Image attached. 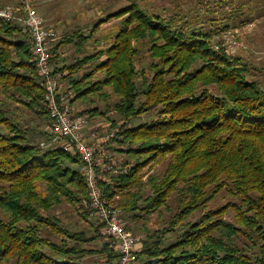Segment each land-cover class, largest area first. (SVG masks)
I'll list each match as a JSON object with an SVG mask.
<instances>
[{
    "label": "trees",
    "instance_id": "obj_1",
    "mask_svg": "<svg viewBox=\"0 0 264 264\" xmlns=\"http://www.w3.org/2000/svg\"><path fill=\"white\" fill-rule=\"evenodd\" d=\"M1 1L0 8L11 3ZM117 16L121 29L101 36L106 47L55 69L66 72L72 106L93 103L80 111L91 123L112 111L123 121L108 118L117 130L107 148L123 157L111 156L126 172L109 175L102 188L127 229L138 235L140 221L170 212L175 201L167 228L145 229L138 264H264V69L258 74L244 57L215 49L224 31L247 23L193 25L174 21L178 15L150 16L136 3L108 18ZM106 22L91 35L59 38L52 60L65 45L94 49L93 35ZM104 54L106 61L74 78ZM33 58L22 25L0 19V264H117L118 252L101 236L105 224L82 205L88 190L80 158L39 146L53 137ZM149 113L150 121L134 124ZM162 163L165 170L153 172ZM223 190L238 202L208 209ZM64 200L81 227L54 214ZM229 210L235 223L225 219Z\"/></svg>",
    "mask_w": 264,
    "mask_h": 264
},
{
    "label": "rangeland",
    "instance_id": "obj_2",
    "mask_svg": "<svg viewBox=\"0 0 264 264\" xmlns=\"http://www.w3.org/2000/svg\"><path fill=\"white\" fill-rule=\"evenodd\" d=\"M1 2L2 1L0 0V3ZM55 2L58 4L55 6L56 10L54 12V20L57 19V21H66L58 24H60L63 29H65L64 31H66V29L69 31L64 34V37L68 36L74 37L76 39L80 33H83L87 36L91 35L90 31L93 29V26L96 23L99 21H108L100 26L98 33L93 35V40L96 39V46H94V49L89 46V50H85V52L84 50L81 52H76L75 48L71 45H65L60 48L62 57L61 62L65 65H71L77 59L94 53L95 49L101 50L106 47V44L101 42V36L103 37V35L106 36L112 35L113 33L115 34L116 31L121 29V21H123V19L119 16L112 18L108 17L115 15L118 13V11L132 3H136L144 12L150 14V16L174 18L178 15L179 18L176 17L174 21H187L193 25L198 21H231L230 24L232 27H234L238 26L240 22H246L247 24L244 26V28L238 27L236 29L234 28L233 30H226L235 34V41L239 46L237 51L233 53L232 56L244 57V59L247 60V62L250 63L254 69L259 71L257 72L258 74L264 69V0H56ZM55 2L53 3L54 5ZM52 10V8H49L45 11H47V14L49 15ZM48 19H50V17H47V20ZM212 23L215 24L218 22ZM219 39L220 42H222L221 36ZM106 59L107 55L104 54L99 59L94 60L92 64L85 65L78 73L74 75V78L80 77L83 73L91 72L95 67V64L98 62H104ZM103 77V72L97 73L94 80L102 79ZM258 78L264 79L262 74H259ZM64 83L68 86L67 81H64ZM96 106H98L103 111L105 110V105L102 103V101H96L95 107ZM91 107H93V103H83L82 101L76 102V104L73 106L77 112ZM153 114L154 113H149L144 115L142 118L135 120L134 124H142L143 122L150 121ZM110 117L118 121V126L123 123V121L120 120V116L112 111L109 116L107 115L97 117L92 123L90 122L89 126L92 128V132H97L101 137L111 132L110 129L112 123L110 120H108ZM93 127L95 129H93ZM116 130L117 129H113L112 131ZM41 143H43V141L39 143L40 147ZM112 155L119 162H123V157L119 156L116 151H113L111 156ZM164 170L165 163H162L157 165L153 172L162 173ZM238 200L239 198H235L231 196L226 190H223L216 197V199L209 203L208 209L214 210L223 207L228 202H238ZM65 202L67 201H62L60 206H58L53 211L54 214L63 223H66L68 226H70V228L76 229L81 227L79 222L80 218L77 216L73 208H71ZM169 205L170 212L163 210L162 215L160 216H158L157 213H154L147 218V221L142 220L138 223V227L144 228V230L143 228H140V235L134 234L139 241V251L142 247V241L147 239V233L145 232V229L163 230L168 227L171 216L176 212V205L173 199L169 201ZM234 215V212L229 210V212L225 215V219L230 222V224L235 223ZM75 222L79 224H76ZM82 224L84 225L83 227H86L85 223ZM101 236L103 241L108 243L109 247L113 249L114 246L103 235V232ZM170 237L172 238V236L168 234L167 238L170 239ZM240 241L245 244V241L241 238L238 239V244L241 245ZM102 262L103 261L101 259L100 264H103Z\"/></svg>",
    "mask_w": 264,
    "mask_h": 264
},
{
    "label": "built area",
    "instance_id": "obj_3",
    "mask_svg": "<svg viewBox=\"0 0 264 264\" xmlns=\"http://www.w3.org/2000/svg\"><path fill=\"white\" fill-rule=\"evenodd\" d=\"M35 4L36 0H11L10 4L0 8V19L21 24L23 32L32 41L33 61L45 85L44 107L50 117L48 131L53 137L41 143V147L56 145L80 158L81 173L88 190V198L82 203L84 209L105 224L103 235L118 252L117 264H137L138 238L127 229L120 211L110 204L102 188V182H106L109 175L126 172V169L118 171L107 148L116 131L99 136L89 126V115L73 108V95L66 93L67 85L64 83L66 72L56 70L52 63L51 49L59 40V33L45 25ZM221 38L222 42L215 49H223L226 55L232 56L239 48L235 34L224 31Z\"/></svg>",
    "mask_w": 264,
    "mask_h": 264
},
{
    "label": "crops",
    "instance_id": "obj_4",
    "mask_svg": "<svg viewBox=\"0 0 264 264\" xmlns=\"http://www.w3.org/2000/svg\"><path fill=\"white\" fill-rule=\"evenodd\" d=\"M56 0H37V4H36V8L37 11L40 13V15L42 16V18L44 19L45 25L48 28L57 30L59 33V38L64 37V34L69 32L68 29H66V31H64L65 29H63V27L58 24V23H62V22H66V21H57L54 20V16H55V6L58 4L55 2ZM55 2V5L53 4ZM52 8L53 10L51 11V13L48 15L47 11H45L46 9ZM47 17H50V19L47 20ZM92 28V27H91ZM91 30V29H90ZM62 35V36H61ZM59 54L61 55L60 51L61 49L58 50ZM62 57H60V60L58 59H54L53 60V64H57L56 66L54 65L55 68L61 67L62 66ZM58 66V67H57Z\"/></svg>",
    "mask_w": 264,
    "mask_h": 264
}]
</instances>
